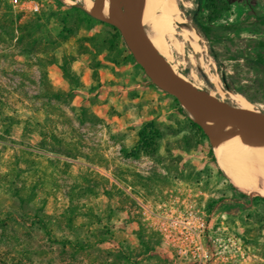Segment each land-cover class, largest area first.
<instances>
[{
    "label": "rangeland",
    "instance_id": "374dc122",
    "mask_svg": "<svg viewBox=\"0 0 264 264\" xmlns=\"http://www.w3.org/2000/svg\"><path fill=\"white\" fill-rule=\"evenodd\" d=\"M224 1H177L208 68L167 58L264 114V0ZM83 4L0 0V264H264V196Z\"/></svg>",
    "mask_w": 264,
    "mask_h": 264
},
{
    "label": "bare ground",
    "instance_id": "6f19581e",
    "mask_svg": "<svg viewBox=\"0 0 264 264\" xmlns=\"http://www.w3.org/2000/svg\"><path fill=\"white\" fill-rule=\"evenodd\" d=\"M139 1L142 28L155 49L168 62L170 69L184 81L208 92L207 89L177 72L167 58L166 39H170L180 49L184 44L189 45L193 52V55H188L192 63L202 69L208 68V62L202 57L200 32L197 33L187 16L181 15L178 0ZM82 7L93 16L117 20L109 0H84ZM197 117L209 130L214 147L220 148L222 156H219L218 163L233 186L239 190L256 192V195L264 196V140L222 119L203 114Z\"/></svg>",
    "mask_w": 264,
    "mask_h": 264
},
{
    "label": "water",
    "instance_id": "95a60500",
    "mask_svg": "<svg viewBox=\"0 0 264 264\" xmlns=\"http://www.w3.org/2000/svg\"><path fill=\"white\" fill-rule=\"evenodd\" d=\"M109 1L117 15V20L102 18L98 15L95 17L113 24L118 29L132 57L150 81L161 90L173 95L210 140L212 139L211 134L198 119V115L203 114L222 119L264 140V114L262 112L237 107L228 101L213 97L206 90L196 88L184 81L170 69L168 62L155 49L142 28L139 0Z\"/></svg>",
    "mask_w": 264,
    "mask_h": 264
},
{
    "label": "trees",
    "instance_id": "16d2710c",
    "mask_svg": "<svg viewBox=\"0 0 264 264\" xmlns=\"http://www.w3.org/2000/svg\"><path fill=\"white\" fill-rule=\"evenodd\" d=\"M206 6H208L214 13L218 14L227 8L226 1L224 0H206ZM216 16L213 17V20ZM204 35L209 38V35L204 32Z\"/></svg>",
    "mask_w": 264,
    "mask_h": 264
}]
</instances>
